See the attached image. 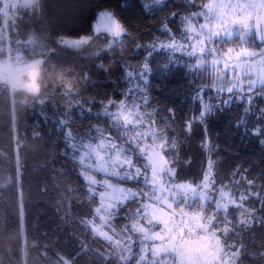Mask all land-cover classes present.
I'll list each match as a JSON object with an SVG mask.
<instances>
[{
    "label": "snow or ice",
    "instance_id": "obj_1",
    "mask_svg": "<svg viewBox=\"0 0 264 264\" xmlns=\"http://www.w3.org/2000/svg\"><path fill=\"white\" fill-rule=\"evenodd\" d=\"M139 3L152 19L157 12L167 10L169 13L160 17L150 41L138 37L132 25L121 16L119 10L127 9L129 0H118L115 7L119 10L108 4L98 5L87 32L75 36L55 34L54 40L50 31L41 34L43 29L36 30L38 16L44 14L43 0H23L15 6L18 11L10 29H14L12 34L19 50L24 55L29 52L36 55L40 50L41 59L28 66L31 79L25 85L33 97L40 95L38 71L41 66L64 60L65 53L69 52L89 61L81 65L83 70L75 85L69 80L62 86L63 90L57 89L66 98H72L67 107L59 101L53 104L51 96L32 100L25 120L34 139H39L46 128L49 132L56 131L59 141L65 145L66 155L76 151V141L83 135L73 129V123L97 119L117 128L155 126L158 132L163 131L166 142L175 141L176 147L170 149L175 156L183 154L185 144L190 147L194 139L199 141V180L189 182L190 192L182 187L176 191L179 199L172 205H183V208L175 215L148 213L152 218L146 222L157 227L153 231L141 225L138 240L127 235L126 224H119L123 219L121 205L109 209L110 225L97 227L93 215H80L73 198L61 200L65 210L61 221L75 217L73 223L86 229L87 239L98 242V246L91 248L87 242L78 241L74 251L57 255V264H77L82 256L95 264H112L114 259H119V264H254L256 260H264V247L254 251L245 243L248 240L255 244L258 234L264 233V192L259 190L264 187V157L255 173L252 165L245 168L237 164L229 166L225 173L224 161L218 155L221 150L213 142L209 123L235 106L238 111L233 114L232 126L238 130L239 146L246 148L254 142L264 152V78L242 71L243 66L252 64L255 58H264V34L260 32L264 13L249 11L248 0H151L150 3L139 0ZM260 3L264 5V0ZM3 4L4 0H0V8ZM253 26L257 47L248 43ZM94 43L103 44L104 48L89 56ZM161 52L165 53L163 57L157 55ZM109 58L119 67L120 75L116 78H112V68L104 65V60ZM137 59L139 64L135 63ZM76 63L73 59L66 71L71 72ZM208 63L213 74L218 75L223 70L229 80L227 86L223 82L219 86H203L202 81L201 86L193 87L196 82L185 77L189 94L183 111L154 99L153 77L157 72L161 79H167L173 70L192 71L193 66ZM231 69H236L240 76L236 83L232 82ZM60 78L68 79L64 73ZM105 82L114 85L110 93L101 91ZM93 88L97 89L95 93L85 95ZM157 90L164 91L159 87ZM89 127L92 133L103 131V128ZM174 164L175 161L169 167ZM209 168L212 174L205 187L201 182L205 179V169ZM181 171L183 168H175L173 175L178 176ZM42 190L46 192L47 188ZM70 191L75 192V189ZM201 191L202 205L198 203ZM171 200L172 195H168L165 203ZM112 211L116 212L115 216L111 215ZM109 227L111 231H105ZM117 232L123 240L117 238ZM149 239L155 241L150 248L145 243Z\"/></svg>",
    "mask_w": 264,
    "mask_h": 264
},
{
    "label": "trees",
    "instance_id": "obj_2",
    "mask_svg": "<svg viewBox=\"0 0 264 264\" xmlns=\"http://www.w3.org/2000/svg\"><path fill=\"white\" fill-rule=\"evenodd\" d=\"M102 4L112 5L114 10H119L115 7L118 0H43L44 14L38 16L36 30L41 32L43 29L41 34L50 31L53 34L52 40L55 39V34L67 36L82 34L89 30L98 11L97 6ZM17 11V8L10 10L0 8V59L8 56L11 51L19 50L16 37L12 34L14 29H10L15 23L14 16ZM119 11L132 25L137 36L146 41H150L151 33L156 32L160 17L169 14L167 10L157 12L155 19H152L149 13L141 9L139 0H129V7ZM254 40L255 37L250 36L248 42ZM103 48V44L94 43L88 55L91 56ZM39 51L38 49L36 55L29 52L25 56L29 58L39 56ZM157 55L163 57L165 53ZM73 59L77 63L71 72H67L66 69ZM139 62L138 59L135 61L136 64ZM92 63L95 64L96 61ZM87 64L89 61L86 58L69 52L65 53L64 60L48 62L41 66L38 76L39 97H33L27 89H14L6 82L0 81V264H57V255L60 252L71 253L78 241L80 244L87 242L91 248L98 246V242L94 243L87 239L86 229L82 230L73 223L75 217L63 221L60 219L65 211L61 206V200L73 198L74 207H77L81 216L93 215V210L98 204L97 196L89 191L81 174L77 146L75 152L69 151L65 155V145L59 141L56 131L49 132L46 128L39 139H34L25 120L26 109L31 106L34 98L51 96L53 104L59 101L67 107L72 98H66L57 89L63 90L62 86H66L69 80L75 85L80 79L79 73L83 70L81 65ZM104 65L112 68V78L120 75L118 65L113 64L110 58L104 60ZM93 72H96L94 67ZM61 73L68 79H61ZM215 75L209 65L193 66L192 71L187 68L184 71L173 70L167 79H161L160 73L157 72L153 77L154 99L168 106L175 105L183 111L187 107L184 101L189 94L185 77L188 81L196 82L193 87L201 86L202 81L203 86L216 84L219 86L222 81L219 83ZM93 79H96V76H93ZM113 87L114 85L105 82L101 91L110 93ZM158 87L164 91H158ZM72 90L75 91L76 88L73 87ZM91 91L85 95H91L97 89L93 88ZM237 111L233 106L231 111L210 120L213 142L218 144L221 150L218 155L224 161L225 173L229 166L236 164L245 168L252 165V171L255 173L259 171L264 152L254 142L246 148L239 146L236 139L238 130L232 126L233 114ZM89 125L105 126L107 131H114L107 121L97 119L77 121L73 123V129L84 136L91 131ZM52 127L49 125V128ZM179 127L178 124L177 129ZM157 133L164 142L162 152L168 164L172 165L175 161L174 166L170 167L173 173L175 168H183L174 179L188 182L199 180L201 172L200 150L197 147L199 141L194 139L190 147L185 144L183 154L175 156L170 150L176 147L175 141L166 142L167 138L162 130ZM211 174L210 168L205 169V179ZM249 178L251 179V176ZM44 188H47L46 192L42 190ZM71 189H75V192H71ZM259 190L264 192V187H260ZM125 207L126 204L122 206L123 210ZM89 222L91 221H87ZM245 243L254 251L264 247V233L258 234L255 244L249 243L248 240ZM77 264L95 262L82 256ZM112 264H119V259H114ZM254 264H264V260H256Z\"/></svg>",
    "mask_w": 264,
    "mask_h": 264
},
{
    "label": "rangeland",
    "instance_id": "obj_3",
    "mask_svg": "<svg viewBox=\"0 0 264 264\" xmlns=\"http://www.w3.org/2000/svg\"><path fill=\"white\" fill-rule=\"evenodd\" d=\"M22 2L23 0H4L2 8L14 9L16 4ZM148 2L150 3L151 0ZM248 10L253 14L264 13V5H261L260 0H248ZM250 32L251 36L255 37L254 26L250 28ZM260 32L264 34V24H261ZM248 43L252 47H257L254 41ZM40 59L38 55L26 57L20 50L11 51L8 56L0 59V81L6 82L14 89H27L25 85L31 79V69L28 66ZM205 65L211 67L210 63ZM231 71L232 82L236 83L240 76L236 74V69ZM242 71L253 72L258 77L264 78V58H255L252 64L243 66ZM215 76L219 83L222 81L225 86L228 85L229 80L224 76L223 70ZM95 127L103 128V131L98 130L95 133L89 131L77 139L78 142L76 141L81 174L89 191L98 198V204L93 210L95 225L97 227L106 223L110 225L112 221L108 219L109 209H112L114 205L126 204L123 212H120L123 219L119 221V224H126L127 235L138 240L141 225L153 231L157 227L156 224L150 225L146 222L152 218L147 215L148 213L167 216L171 212L175 215L179 209L183 208V205L178 207L172 205L179 199L176 191H179L181 187L187 192L191 191L189 182L174 179L173 171L162 152L164 142L153 126L117 128L116 125H112L114 131H107L105 126ZM145 137L148 139L146 140ZM149 182L152 186H149ZM201 183L207 187L209 177ZM156 193H162V195H155ZM168 195H172L173 200L165 203ZM198 195L201 197L198 203L202 205L203 191ZM111 215L115 216L116 212L112 211ZM89 224H92V221ZM105 231H111L110 227ZM116 235L117 238L124 239L119 232ZM145 243L150 248L155 241L149 239ZM134 247L139 248V245Z\"/></svg>",
    "mask_w": 264,
    "mask_h": 264
}]
</instances>
